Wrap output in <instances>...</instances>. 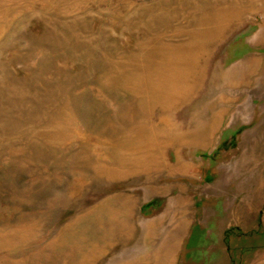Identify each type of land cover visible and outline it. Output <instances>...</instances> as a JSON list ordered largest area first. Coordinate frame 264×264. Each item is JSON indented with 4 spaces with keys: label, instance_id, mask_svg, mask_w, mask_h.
<instances>
[{
    "label": "rangeland",
    "instance_id": "374dc122",
    "mask_svg": "<svg viewBox=\"0 0 264 264\" xmlns=\"http://www.w3.org/2000/svg\"><path fill=\"white\" fill-rule=\"evenodd\" d=\"M220 111L264 137V0H0V264H264V138L178 144Z\"/></svg>",
    "mask_w": 264,
    "mask_h": 264
},
{
    "label": "bare ground",
    "instance_id": "6f19581e",
    "mask_svg": "<svg viewBox=\"0 0 264 264\" xmlns=\"http://www.w3.org/2000/svg\"><path fill=\"white\" fill-rule=\"evenodd\" d=\"M124 83L128 82V81H123ZM140 82L138 83L137 86H134V89L136 90V92L139 93V100H138V107L140 109H142L143 111H145V114L149 113V111L151 109H153L155 107V100L152 98L153 95H155V90L153 88H150L148 86H146L145 88L141 87L139 88L140 86ZM147 120V119H146ZM70 122H73L75 123V120L73 117H71V119L68 121V123ZM153 134H154V130H153ZM64 136L67 138V135L66 133L64 132ZM117 159V158H116ZM119 159V158H118ZM118 161H122V160H118ZM180 163H178L177 165H175L174 167H172L171 169H175V168H179V167H182L183 164L179 165ZM95 165V164H94ZM97 168V170L99 169L100 167V164H96L95 165ZM184 167L186 166V164L183 165ZM187 167V166H186ZM108 169H105L108 174L111 176V175H120V171L117 169L116 166H111V167H107ZM117 203V202H115ZM132 203H130V201L127 203L125 202V200L122 202V203H117V205L119 206V212L117 213L118 215H121L123 217V221L124 223L126 224V221L128 220V212L130 211V209H132ZM183 205V204H182ZM116 213V212H115ZM131 215V213H130ZM120 218V216H119ZM183 224V223H182ZM182 224L179 223V226L177 229L178 230V233H177V230H172L170 232V235L171 237H167L165 239H163L162 241V246L159 247V248H156L158 250L159 253H161L160 255H158L157 257V260H155L154 262H152L151 264H173V260L171 259V254L170 252L172 253L173 251V247L174 245L176 244V239L174 238L176 235L180 234V231L181 229L183 228ZM123 225V224H122ZM127 225V224H126ZM110 235V233H109ZM108 235V236H109ZM174 236V237H173ZM110 237V236H109ZM107 241V240H106ZM97 246V245H96ZM108 246V245H107ZM171 246V247H170ZM97 249V248H96ZM93 250V249H92ZM100 251V250H99ZM90 252V251H89ZM100 253V252H99ZM164 253V254H163ZM97 254V252H96ZM95 254V255H96ZM83 255V254H82ZM86 255V254H85ZM88 255V254H87ZM86 255V256H87ZM92 257V256H91ZM91 257L89 259H91ZM95 257V256H94ZM85 258V257H84ZM98 258V257H97ZM88 259V258H86ZM82 260V259H81ZM93 260V258L91 259ZM90 260V261H91ZM97 260V259H96ZM83 261V260H82ZM81 261V262H82ZM96 262V261H95ZM142 264H147V260L143 259L140 261ZM138 262V264L140 263ZM89 262L87 263H84V264H88ZM93 263V262H92ZM127 264V263H126ZM149 264V263H148Z\"/></svg>",
    "mask_w": 264,
    "mask_h": 264
},
{
    "label": "crops",
    "instance_id": "0c3cea01",
    "mask_svg": "<svg viewBox=\"0 0 264 264\" xmlns=\"http://www.w3.org/2000/svg\"><path fill=\"white\" fill-rule=\"evenodd\" d=\"M255 94H257V92H255ZM253 97L255 98V96L251 94L250 98L253 99ZM256 98H258V94ZM221 115H222L221 111L217 113H213V115L211 116L209 115L207 124L206 126H204V128H202L201 134H196V133L194 134L193 129L190 128L187 122H179V126L181 127L179 128L180 133L178 134L183 135L185 138L182 141H180L178 144H186V145L228 144L224 141L226 139L224 136H229L228 138L237 136L238 139L241 140L243 135L244 136L245 134L247 135V132H245V130L249 131L248 134L252 136V139L254 140L264 138L261 136L260 132L257 133L255 131H252L253 129L252 130L250 129L252 127H244L243 129H241L240 134L237 132L238 129H236L235 127L232 126L221 127L218 124ZM252 144H257V141L252 142ZM175 237H178V235H176Z\"/></svg>",
    "mask_w": 264,
    "mask_h": 264
}]
</instances>
